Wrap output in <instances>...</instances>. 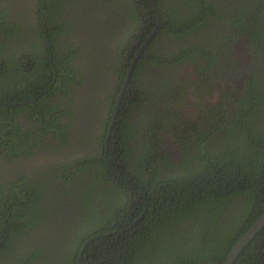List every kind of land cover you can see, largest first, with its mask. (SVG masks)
<instances>
[{
  "label": "trees",
  "instance_id": "trees-1",
  "mask_svg": "<svg viewBox=\"0 0 264 264\" xmlns=\"http://www.w3.org/2000/svg\"><path fill=\"white\" fill-rule=\"evenodd\" d=\"M48 1L39 0L37 7ZM142 1L126 0L120 6L132 10L125 12L133 14L134 23L140 27L146 21ZM154 2L162 13L161 31L178 41L177 52L170 56L174 60L137 63L131 83L138 99L128 110L126 101L132 88L128 86L121 112L131 119L134 111L139 118L136 123H127L123 117L118 125L119 141L112 136L107 139L108 122L116 111L119 94L109 95L106 89L103 96L93 99V112L107 111L102 120L83 121V112L91 106L80 104L78 110L72 106L78 102V92L85 95L87 103L90 100L86 74H94L97 83L104 76L97 80L96 65L91 66L92 72L75 65L80 50L69 42L76 26L65 19L68 1L52 0L45 9L49 15L45 10L36 15L37 42L28 45L24 44L22 25L0 12V102L10 105L0 106V128L6 131L0 134V155L11 160L20 157L31 144H25L27 137L33 136L35 142L37 133L53 137L60 149L76 138L71 151L79 149L73 159L55 163L44 181L26 172L19 173L12 182L1 181L0 264L222 263L264 214V0H232L224 7L213 0ZM211 10L223 24L233 27L232 48L245 35L251 43L250 53L263 59L252 61L260 62L249 67L238 97L233 96L230 82L220 83L227 74L223 60H217L223 55L194 40L193 32L207 24ZM135 30L118 41L116 53L120 54ZM159 37L151 43L153 54ZM224 38L227 36L221 32L215 35V39ZM226 48L228 45L222 50ZM200 55H211L214 60H209L210 65L219 66L221 74L216 80L223 88L220 103L210 105L197 122L188 117L183 120L167 105L150 132L153 123L145 108L149 89L141 78L142 69L150 63H181L192 64L198 71ZM121 63L106 60L105 67L119 76ZM126 78L127 70L112 92H120ZM168 82L159 86L156 103H162L160 94ZM207 90L208 95L213 93L212 87ZM21 110L28 114V120L36 121V131H21L17 116ZM170 116L187 126L184 141L176 143L180 145L179 153L162 148L161 133ZM122 129L139 142L136 152L127 146ZM42 147L43 151L49 149L45 143ZM34 151L29 149L27 156ZM134 198L141 200L134 205ZM55 222L60 228L53 231L50 224ZM235 264H264V228Z\"/></svg>",
  "mask_w": 264,
  "mask_h": 264
},
{
  "label": "flooded vegetation",
  "instance_id": "flooded-vegetation-1",
  "mask_svg": "<svg viewBox=\"0 0 264 264\" xmlns=\"http://www.w3.org/2000/svg\"><path fill=\"white\" fill-rule=\"evenodd\" d=\"M64 1H68L69 6L64 9L67 13L65 19L71 22L69 24L74 23L76 26V29L74 30V33L70 35L69 40L70 43L74 44L76 49L80 50L75 59V65H78L79 69L82 68V71H84L83 68L86 67V72H92L91 66L96 65L98 71H94V73L98 76L97 80L104 76V79L101 78L100 83H97L94 74H91L90 77H88L89 74H86L87 82L85 88L89 91L90 100L88 99L87 103L85 95H81L80 92H78V102H73L72 104L74 105H71L75 110H78L77 107L80 104L86 103V105L84 104L85 106H91L83 112V121L96 119L102 120L107 111L103 113L93 112L92 109L93 106H95L93 99L96 96H103L106 89L109 95L119 94L116 111L112 116V121L109 120V117L107 118V121L109 120V134L107 135V139L109 140L112 136L117 137V141H119V134L117 133L118 131H121V127L118 125L122 123L123 117L127 123L129 121L135 122V120H138L139 118L137 112L133 111L130 113L132 115L131 119L130 117L128 118L125 112H121L122 107L125 105L124 100L126 98V90L128 89V86L132 87L133 84L131 83V78L135 68H137V63L142 62L143 60H174L170 56L173 55L174 51L177 52V44L175 45V43L178 41L172 40L171 34L161 31L163 28L162 13L159 10L158 15L147 0H141L143 4L141 10L144 12L143 18H146V21L142 22V27L134 23L135 18L133 14L125 12L132 10H128V7H120L123 3L126 4L124 2L126 0H120L119 5L116 4V1L118 0ZM151 1L155 3L154 0ZM213 2H215L217 6L222 5L224 7V5L230 4L232 0H213ZM37 3H40L39 0H0V12L7 13L11 22H14L17 25L21 24L24 28V33H26L23 35L25 45L37 42V36L34 33L38 30L36 15L41 13L42 10L44 11L47 6L52 5V0H49L48 3L42 7H37ZM54 10L55 9L52 11L54 12ZM45 13L48 15L50 14L48 9L45 10ZM180 14L184 15V13ZM154 16H156V22L154 21ZM147 21H150V23ZM132 29L136 30L133 32L132 36L124 42L120 54L116 53L118 51V41ZM232 30V26L230 27L223 24L216 16L215 10H211L207 18V24L203 25L197 32L193 33L195 34L194 40L198 41L203 47L210 48L209 50L214 53H218L217 51H219L220 54L223 55L222 57L219 56L217 60H223L225 64L223 68L227 71V74L226 77L221 78L220 83L226 81L230 82L233 96L238 97V91L244 86V82L248 78L247 73L249 72V67L255 66L260 62L252 61L263 59L261 56L250 53L251 43L249 42V38L245 35H241V40L236 42L234 48H232L230 45L231 40L232 43L234 42L233 34H231ZM217 32L225 34L227 38H224L223 40L215 39ZM157 36L159 37V40L157 41L155 54L160 56L158 58L155 54L150 52L151 43ZM45 43H48L47 39L44 40L43 44ZM226 45H228L229 49L226 48V50H222L223 46L225 47ZM180 47L181 45H179V48ZM9 51L10 49H8V52ZM46 56L47 54L45 57ZM49 57H52L51 53ZM62 59H64V57ZM106 60H122L121 67H118L119 70H122V72L118 71L119 76H116L115 70L106 69L105 66L108 64H105ZM209 60H214V58L211 55L207 57L201 55L198 56V71L195 70V66L192 64L183 66L181 63L176 66L150 63L142 69L141 78L144 83L147 84L146 87L149 89L147 92L148 105L145 108L148 109L146 113L150 119L149 122L153 123L152 126H149V129L152 128L150 132L156 128L157 118L163 116L167 110V105L179 114L182 119L188 117L189 119L194 120V122H197L201 113L208 111L210 105L214 106L220 103L223 88L217 84L218 81L216 80L219 79L221 74L220 69L218 64L215 66L210 65ZM118 64H120V62L117 61L116 65L118 66ZM125 70H127V78L124 84H121L120 92H112V87L116 85L119 80L118 78L124 76ZM162 82L168 83L163 86L162 93L160 94V97H162V103H156L155 99L158 97L156 92L160 91L161 87L159 86ZM191 86H193V88ZM208 87H212L213 93L211 95L207 94ZM132 88L129 90L131 93L126 101V107H128V110L134 107L135 101L138 99L136 88ZM189 88L191 91L188 94L187 99L184 100L185 92ZM203 92L206 96L204 94L201 96V93ZM71 99H73V97H71ZM0 104V106L4 107L10 106L7 103L0 102ZM25 104L27 103H15L14 105L23 106ZM227 104L230 105V103ZM124 114L126 115L124 116ZM17 116L19 118L18 122H20L19 128L23 133H28L29 129L36 131V121L28 120V114L26 112L21 110V113H17ZM100 120L98 122H100ZM139 122L140 124L143 123L141 121ZM3 129L4 130H1L0 128V134H5V127H3ZM40 129L41 126L39 130ZM177 129H179V131ZM186 130L187 126L185 123L182 121L176 122L173 117L170 116L161 133V136L163 137L162 148L169 149L170 153L177 151L179 153L180 145H176V143L184 141L183 138H185ZM122 131L125 142L127 141V146L131 151L136 152L139 147V142L134 140L131 135L123 129ZM98 135H100V133ZM40 136L41 134L38 135L37 133L35 136L37 141L35 142H32L34 140L33 136L27 137L25 144H31L26 150H23L24 152L26 151V153L22 154L20 157L11 160V158L5 157V154L0 155V183L1 181H7V183L12 182L21 172L28 173L35 180L44 181L46 177H48L51 168L55 163L59 162L60 159H73L77 154V150H79L77 149L74 152L71 151V148L76 145V138L71 140L70 146L68 144V146L62 144L63 149H60L59 143L53 137ZM117 141L115 142L116 144ZM191 142L195 143L194 141ZM43 143L49 145L48 150H41L43 149ZM77 144L83 143L77 142ZM106 145L109 148L111 147L108 142H106ZM32 148H34L35 151L30 156H27L29 149ZM113 152L117 154V149H114ZM70 155L72 156L69 159L68 156ZM139 200L141 199L134 198L132 203L134 202L135 205ZM58 223L59 222L50 224L51 230L54 231L57 227L60 228V226L57 225ZM36 237L40 238L41 236L37 235Z\"/></svg>",
  "mask_w": 264,
  "mask_h": 264
},
{
  "label": "water",
  "instance_id": "water-1",
  "mask_svg": "<svg viewBox=\"0 0 264 264\" xmlns=\"http://www.w3.org/2000/svg\"><path fill=\"white\" fill-rule=\"evenodd\" d=\"M152 5L154 11L159 15V9L155 3L151 0H147ZM264 228V214L260 217V219L252 226V228L244 234L241 239L237 242V244L233 247L231 252L229 253L225 262L216 263V264H235V260L238 258L240 253L244 250V248L249 245V243L255 238V236ZM214 264V263H211Z\"/></svg>",
  "mask_w": 264,
  "mask_h": 264
},
{
  "label": "rangeland",
  "instance_id": "rangeland-1",
  "mask_svg": "<svg viewBox=\"0 0 264 264\" xmlns=\"http://www.w3.org/2000/svg\"><path fill=\"white\" fill-rule=\"evenodd\" d=\"M190 91H191L190 89L186 91V94L184 95V100L187 99L188 94L190 93Z\"/></svg>",
  "mask_w": 264,
  "mask_h": 264
}]
</instances>
